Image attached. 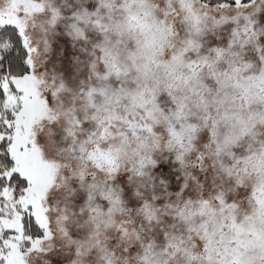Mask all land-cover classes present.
<instances>
[{"label":"snow or ice","instance_id":"snow-or-ice-1","mask_svg":"<svg viewBox=\"0 0 264 264\" xmlns=\"http://www.w3.org/2000/svg\"><path fill=\"white\" fill-rule=\"evenodd\" d=\"M0 264H264V0H0Z\"/></svg>","mask_w":264,"mask_h":264}]
</instances>
